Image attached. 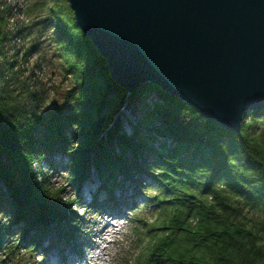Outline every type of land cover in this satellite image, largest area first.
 <instances>
[{
    "label": "trees",
    "instance_id": "trees-1",
    "mask_svg": "<svg viewBox=\"0 0 264 264\" xmlns=\"http://www.w3.org/2000/svg\"><path fill=\"white\" fill-rule=\"evenodd\" d=\"M18 13L11 32L12 9L0 2V264H28L38 248L77 255L76 209L122 205L115 190L127 181L150 191L142 176L154 209L133 215L117 264H264V110L246 114L238 135L227 132L151 83L119 86L68 0H27ZM15 36L26 41L21 55L6 51ZM49 42L68 87L46 106L24 64ZM124 107L139 116L125 119L129 133ZM56 153L67 158L71 199L41 169ZM92 170L99 191L84 205L79 189Z\"/></svg>",
    "mask_w": 264,
    "mask_h": 264
},
{
    "label": "water",
    "instance_id": "water-1",
    "mask_svg": "<svg viewBox=\"0 0 264 264\" xmlns=\"http://www.w3.org/2000/svg\"><path fill=\"white\" fill-rule=\"evenodd\" d=\"M121 87L151 83L238 135L264 110V0H68Z\"/></svg>",
    "mask_w": 264,
    "mask_h": 264
},
{
    "label": "rangeland",
    "instance_id": "rangeland-1",
    "mask_svg": "<svg viewBox=\"0 0 264 264\" xmlns=\"http://www.w3.org/2000/svg\"><path fill=\"white\" fill-rule=\"evenodd\" d=\"M3 5L9 6L12 9V17L9 19L10 26L9 30L11 32L18 31V24L20 25L18 20H23L20 13H18V9L27 2V0H0ZM52 30L50 29L47 35H50ZM14 41L8 46L7 52L12 53L13 51L18 52L20 55L22 54L21 47L26 46V41L22 42L21 38H16ZM41 54L32 55L31 59L27 64H24V68L28 71L25 73V76H29L32 82L36 85V89L40 94L45 95L46 106H50L55 103H61L62 94L68 87L67 81H65L61 72L59 71V62L57 60V49L56 47L49 42V44H45V47L41 50ZM21 57V56H20ZM19 57V60H20ZM35 62H40L36 63ZM130 93V92H129ZM145 100L149 102V96L145 97ZM129 111H131L128 107H124L120 113V121L122 122L123 130L126 133H129V128L126 125H123L125 119L138 118V114L130 116ZM125 113V116L123 115ZM228 132V131H227ZM160 144V140L157 141ZM169 148L171 144L167 145ZM67 158L63 155L56 153L50 158V166L48 163L41 164L42 171L46 172L50 176V182L54 187H63V196L64 198H72L74 190L70 186V183L67 179ZM98 178L96 177V173L94 170L90 173V179L86 180L79 189V193L81 195L82 201H89L90 195L89 193L95 191L98 193L99 186ZM149 186L150 191L145 192H136L135 185L132 182H126L123 185V189L117 188L115 190V200L122 201L121 211H118L120 214L115 219L105 218L104 223L102 225L109 223L107 230L109 231L104 239H101L103 235H100L96 238H93L88 233V228L84 227L83 229V238L84 240L80 244V248L78 249L79 253L77 255L63 253V256L59 251L55 248H52L47 254L38 248L34 252H30L29 257L27 258L28 264H117L119 261V254L122 250L126 248V240L128 235L130 234V229L133 224V215L142 213L146 218L151 216L153 212V205L149 200V194L153 195L155 190L152 187L151 180L142 176L141 183L139 185ZM138 186V185H137ZM96 187V188H95ZM149 190V189H148ZM145 191V190H144ZM104 192H101L98 195V200H102L103 203L109 204L108 199ZM130 201H134L133 204ZM132 204V205H131ZM75 207V206H73ZM123 207H126L123 209ZM137 207L138 212H134L133 208ZM74 211V210H73ZM110 211V210H109ZM105 208L103 210H88L85 213L81 209H76L77 215H82V223L88 226L94 218H98L95 214L96 212L103 213L107 215L108 212ZM115 210H112L110 213H115ZM114 215V214H113ZM101 227V226H100ZM84 242H86V246H84ZM92 243H96V248H91ZM48 242L44 241L43 245H47ZM90 244V245H89ZM89 245V246H88ZM81 249L85 251L87 254L84 258H80Z\"/></svg>",
    "mask_w": 264,
    "mask_h": 264
},
{
    "label": "bare ground",
    "instance_id": "bare-ground-1",
    "mask_svg": "<svg viewBox=\"0 0 264 264\" xmlns=\"http://www.w3.org/2000/svg\"><path fill=\"white\" fill-rule=\"evenodd\" d=\"M139 85H137V86H135L134 88H133V90H135L137 87H138ZM96 188V187H95ZM88 192V194L90 195V200L89 201H83V204L85 205V204H87V203H90V201H91V198H93V195L94 194H96V192L95 191H93L92 192V190H91V193H89V191H87ZM134 201H130V203H133ZM103 202H102V200H100V204H102ZM98 206H100V205H98ZM121 205L120 206H118V207H115V206H106L105 207V209L107 210V211H109L108 212V214L107 215H104L103 213H100V212H96V216L98 217V218H94V220H92L91 221V223H90V225H88V226H86V225H84V227H87L89 230H88V233H89V231H90V235L93 237V238H96V237H98V236H100V235H103V237H101V239H104V236L109 232L108 230H107V228L108 227H110L109 226V223H106V224H104V225H102V223H104V221H105V218L104 217H107V218H110V219H115V218H117L120 214H118V211H121ZM124 208H126V207H123V209ZM98 210H103V209H98ZM112 210H115L116 212L115 213H110ZM101 226V227H100ZM86 242H84V246H86ZM90 245V244H89ZM88 245V246H89ZM96 246H97V244L96 243H92V249L93 248H96ZM80 258H84L85 256H86V252L85 251H83L82 249H81V251H80ZM63 256V255H62ZM47 264V263H46Z\"/></svg>",
    "mask_w": 264,
    "mask_h": 264
}]
</instances>
